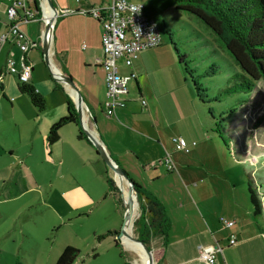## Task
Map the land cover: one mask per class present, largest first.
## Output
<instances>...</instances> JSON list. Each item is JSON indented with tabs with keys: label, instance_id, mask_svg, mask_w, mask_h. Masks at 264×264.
<instances>
[{
	"label": "rangeland",
	"instance_id": "1",
	"mask_svg": "<svg viewBox=\"0 0 264 264\" xmlns=\"http://www.w3.org/2000/svg\"><path fill=\"white\" fill-rule=\"evenodd\" d=\"M143 1L140 5L156 13L152 18L161 43L185 56L186 64L175 63L180 73L172 97V140L182 139L189 152L175 151L172 142V154L168 152L175 170L163 174L155 173L151 167L149 159L155 150H149L139 139L138 148L133 149L138 156L129 153L117 158L118 162L112 159L131 179L156 194L166 209L172 207V223L184 220V215L193 220L192 214L187 213L191 205L203 214L205 210L228 209L235 203L251 209L247 193L249 178L264 208V80L257 82L250 94H227L224 92L227 80L240 70L215 35L195 17L175 11L172 0ZM163 16L167 19L163 20ZM22 26L37 31L38 22ZM35 55L37 74L43 69V76L64 89L44 64L41 46ZM58 63L62 64V59ZM67 63L69 68L63 65L61 70L73 77L72 84L82 95L77 82L84 76L83 66L72 59ZM132 83L128 85L129 90ZM97 159L99 170L103 173L108 170L113 180L111 169L100 156ZM155 174L160 178L153 179ZM103 177L104 191L97 195L96 206L80 207L76 212L61 207L59 194L56 190L50 191L47 183L48 172L39 177L41 184L47 185L39 187L37 192L19 196V191L10 189L4 197L0 193V264H54L66 246L79 251L73 264H141L136 262L133 252L116 245V237L97 239L106 232L119 233L124 218L120 191L108 193L104 174ZM125 191L131 195L127 188ZM3 200L6 202L2 203ZM138 213L140 216L139 203ZM257 220L264 232V210ZM181 227L179 224L178 230ZM134 237L133 224L131 233L123 241L135 244ZM160 242L153 239L150 243L154 264Z\"/></svg>",
	"mask_w": 264,
	"mask_h": 264
},
{
	"label": "crops",
	"instance_id": "2",
	"mask_svg": "<svg viewBox=\"0 0 264 264\" xmlns=\"http://www.w3.org/2000/svg\"><path fill=\"white\" fill-rule=\"evenodd\" d=\"M127 1L145 3L143 0ZM28 2L32 6L33 0ZM52 2L60 13L105 7L111 0ZM41 7L46 9L45 0ZM6 9L7 1L0 0V35L8 25ZM144 13L151 20L152 16H156L154 11L145 7ZM162 19L167 18L163 16ZM57 20L51 43V67L56 74H63L73 80L70 74L62 72L63 65L69 68L67 62L72 59L83 66L84 76L77 83L83 91L84 127L103 144L114 160L124 154H134L133 149L138 148V139L141 140L149 150H155L153 158L149 159L154 172H166L161 161L166 153L169 156V152L172 154V97L175 95L180 73L175 68L176 58L172 48L161 43L158 48L143 51L131 67H126L122 60H118V74H133L135 78L129 82H133V87L128 89L125 108L117 109L114 116L107 117L102 107L105 100L104 73L96 63L102 57L100 24L79 14L59 15ZM21 25L19 29L25 38L38 43L36 49L28 52L26 60L32 66L29 84L44 97L46 108L39 113L29 99L19 92L17 77L4 73L8 58L20 70L22 56L12 42H6L0 50V193L6 195L7 190L13 189L19 191V196H23L37 192L39 187L49 183L50 191L56 190L59 194L61 207L66 206L71 212L78 211L76 209L80 207H95L99 202L97 195L104 191V177L98 167L95 148L87 140L78 138V132H82L79 121L78 124H69L60 129L58 140L54 144L48 145L46 141L49 128L67 115V101L70 100L74 105L76 94L74 97L72 91L70 94L61 86L60 90H56L57 84L42 75L43 69L40 68V74L36 72L35 52L41 46L45 31L44 16L41 14L37 31ZM55 52L57 55H54ZM59 59H62V64L58 63ZM140 100H144L146 105L142 106ZM134 155L138 156L137 153ZM153 161L160 166L156 167ZM45 172L49 173V179L42 185L39 177ZM159 178V174L153 176V179ZM133 181L146 190L142 183ZM165 211L170 220V229L167 242H160L155 264H204L198 259V247L215 244L222 249L216 255V264H264V232L259 222L257 221L258 227L252 219V209L235 203L228 209L218 212L205 210L206 214H203L191 205L187 213L192 214L193 220L189 219V215H184L186 220L175 223H172V207L169 210L165 208ZM221 219L232 221L234 225L227 228ZM179 224L183 227L178 230ZM231 236L236 239L234 246L228 243Z\"/></svg>",
	"mask_w": 264,
	"mask_h": 264
},
{
	"label": "trees",
	"instance_id": "3",
	"mask_svg": "<svg viewBox=\"0 0 264 264\" xmlns=\"http://www.w3.org/2000/svg\"><path fill=\"white\" fill-rule=\"evenodd\" d=\"M172 2L175 11L195 17L208 28L239 67L240 72L227 80L224 92L227 94H250L253 92L257 82L264 80V0H172ZM32 6L37 18L40 19L39 0H33ZM172 51L176 62L185 63V56L179 55L175 49ZM194 86L198 90L195 83ZM60 89V86L57 85L56 90ZM18 90L29 99L31 105L39 113L45 110L44 97L36 92L30 84L18 83ZM67 108V115L49 128L46 137L48 145L57 142L58 133L64 126L78 124V117L70 100L67 101ZM78 138L88 141L81 131L78 132ZM103 174L108 193L117 194L118 189L108 175V170ZM128 178L134 183L140 207V216L134 222L135 242L146 246L149 250L153 239H159L165 244L170 229V220L164 206L153 194L135 183L129 176ZM247 193L252 209V219L257 224V219L263 214V205L251 178L247 184ZM117 235L118 233L115 231L106 232L104 235L98 236L97 239L104 240ZM136 243L135 245L148 259L147 254ZM78 253L76 248L66 246L54 264H73Z\"/></svg>",
	"mask_w": 264,
	"mask_h": 264
},
{
	"label": "built area",
	"instance_id": "4",
	"mask_svg": "<svg viewBox=\"0 0 264 264\" xmlns=\"http://www.w3.org/2000/svg\"><path fill=\"white\" fill-rule=\"evenodd\" d=\"M6 17L8 21L6 31L0 35V50L10 41L22 54L20 58V70H17L11 58L6 60L5 71L7 75H14L18 82L29 84L32 66L27 63L26 55L36 49L38 43L25 38L20 31V24L38 22L36 12L30 6L28 0H6ZM43 0H39L42 5ZM40 7V6H39ZM42 8V7H41ZM79 14L97 21L101 27L102 57L96 63L100 65L104 73L105 100L103 108L107 117L113 116L115 110L124 108L128 95V83L135 78L133 74L120 76L118 74V60H122L126 67H131L138 55L146 50L158 48L161 45V37L156 23L144 13L143 5L131 3L127 0H111L109 5L103 7L83 8L78 11H61L60 16ZM2 76H0V81ZM142 106L146 105L140 100ZM175 151L189 152L188 145L182 139H173ZM162 164L168 172L174 171L170 156L166 153ZM227 228H231L232 221L220 220ZM230 246L236 244V239L231 236L228 241ZM222 249L218 244L198 247V259L204 264H216V255Z\"/></svg>",
	"mask_w": 264,
	"mask_h": 264
},
{
	"label": "water",
	"instance_id": "5",
	"mask_svg": "<svg viewBox=\"0 0 264 264\" xmlns=\"http://www.w3.org/2000/svg\"><path fill=\"white\" fill-rule=\"evenodd\" d=\"M45 2L47 4L48 8L52 11L53 18L48 23H46L45 31H44V34H43L42 39H41V47H42L44 64L47 66L52 78L55 81H57L58 83L62 84L64 89H66L65 86H68L76 94V100L74 101V106H75V111H76V114H77L78 121L80 123L81 129H82V132L87 137L88 141L93 145V147L95 148L96 153L98 154V156H100L101 159L104 161V163L111 169L112 173L115 174L121 180V182H123V183H125L127 185L128 190H129V192L131 194L130 206L133 205L134 202L139 203L137 192H136V190L134 188V183L129 180L128 175L117 165V163L108 154V152L106 151V149L103 146V144L100 141H98V139L94 138L88 132V129L86 127H84L83 122H82V97L78 93V91L75 88V86L72 84V80L69 77L64 76L63 74H61L62 75V78H61L59 76H56L52 72L51 59H50V56H49V54H50L49 53L50 52V39L53 37L54 25H55V22H56V20H57L59 15H58V11L55 9V7L53 5L52 0H45ZM40 12L43 15L41 5H40ZM113 182L116 185L117 189L121 193V189H120L119 185L116 184L114 177H113ZM130 206L124 205L123 225H122V228H121L120 232L118 233V235L116 236V239H115L116 243H118L122 249H123V247L121 245V241L120 240H121V237L124 234L126 226H127V220L129 218L130 211H131ZM138 218H139V215H138ZM133 240H134V238H133ZM134 242H135V240H134ZM136 244H139V243H136ZM139 246L147 254L148 263L149 264H154L153 255H152L151 250H149L144 245L139 244Z\"/></svg>",
	"mask_w": 264,
	"mask_h": 264
},
{
	"label": "bare ground",
	"instance_id": "6",
	"mask_svg": "<svg viewBox=\"0 0 264 264\" xmlns=\"http://www.w3.org/2000/svg\"><path fill=\"white\" fill-rule=\"evenodd\" d=\"M42 12H43V16H44V21L46 23H48L52 18H53V13L52 11L48 8L47 4H46V9L43 10L42 9ZM51 43H52V38L50 39V59L52 58V51H51ZM52 69V67H51ZM52 72L56 75V76H59L62 78L61 75L59 74H56L53 69H52ZM66 89L72 91L68 86H65ZM73 92V91H72ZM74 94V97H75V93L73 92ZM84 123L85 120H84ZM114 179H115V182L117 185H119L120 189H121V196H122V200H123V203L124 205L126 206H130V200H131V195H129L126 191H125V188L128 189L127 185L123 182H121V180L114 174ZM130 215H129V218L127 220V226H126V229H125V232L124 234L122 235L121 237V245L123 247V249L127 252H133L135 255H136V262L137 263H141V264H149L148 263V259L144 256V253L133 243H128L127 242H124L123 239L128 236L130 233H131V230L133 228V224H134V221L135 219H137L138 217V203L137 202H134L133 205L130 206Z\"/></svg>",
	"mask_w": 264,
	"mask_h": 264
}]
</instances>
